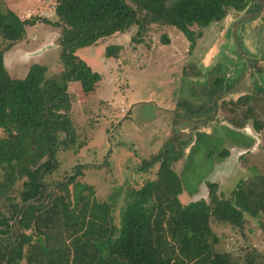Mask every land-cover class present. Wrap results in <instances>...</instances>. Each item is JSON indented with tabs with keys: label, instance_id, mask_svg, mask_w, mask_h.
Wrapping results in <instances>:
<instances>
[{
	"label": "trees",
	"instance_id": "obj_1",
	"mask_svg": "<svg viewBox=\"0 0 264 264\" xmlns=\"http://www.w3.org/2000/svg\"><path fill=\"white\" fill-rule=\"evenodd\" d=\"M251 1L264 10V0H56L54 25L61 27L64 66L56 79L37 63L24 77L9 75L5 51L22 39L27 25L46 19H21L0 0V264L237 263L229 252L216 250L210 222L242 228L247 215L258 218L264 231L262 175L240 180L228 197L218 194L217 182H207L208 200L182 203L183 183L166 144L143 161L142 169L159 164L156 177L129 192L118 227L110 204L90 185L77 194L70 190L81 167L68 181L53 175L60 166L57 153L81 147L67 84L76 82L89 93L101 78L75 53L78 49L131 26L136 27L131 40L139 43L152 24L173 26L192 42V26L206 27L223 19L229 8L240 11ZM118 49L107 46L105 56L116 57ZM254 127L260 131L264 122L255 121ZM29 201L37 202L20 218ZM244 264L264 261L247 256Z\"/></svg>",
	"mask_w": 264,
	"mask_h": 264
},
{
	"label": "rangeland",
	"instance_id": "obj_2",
	"mask_svg": "<svg viewBox=\"0 0 264 264\" xmlns=\"http://www.w3.org/2000/svg\"><path fill=\"white\" fill-rule=\"evenodd\" d=\"M2 1L22 17L30 13V16L36 14V6L41 8L56 5V0H50L52 5L49 0H42L44 3L37 0ZM254 8L255 3L252 1L244 10L229 8L223 19L212 22L207 27L192 26L200 36L196 40L195 48L190 51L188 41L181 31L173 26L161 24L150 25L139 43L131 40L136 31V27L131 26L124 32L101 38L92 46L78 49L75 53L92 70L97 71L101 78L89 93L83 92L76 82L67 84L71 98L70 116L81 147L57 153L60 166L53 179L68 177L74 173L75 167H81V174L70 184V190L77 194L82 185H90L97 198L110 204L113 222L118 227L122 208L130 199L129 192L156 177L159 164L155 163L150 168L142 169L143 161L149 160L166 144L169 156L179 154L187 144L183 150L184 158L189 156L183 166L185 192L179 195L182 203L202 198L208 200L205 181L210 180L211 174L215 176L210 181L217 182L218 194L224 197L230 195V190L240 180H248L255 174L264 177V129L257 131L252 126L255 121L264 122V93L252 96V99L239 106L238 113L248 120L246 130L249 135H241L242 138L237 136V141L244 145H238L233 151L234 154L230 151L232 154L227 158L215 156L213 150L210 151L206 147L218 146V143L225 147L230 143L235 146L237 143H224L214 136L202 138L198 133L193 140H189V136L184 134L179 135L178 139H173L176 136L173 129L166 133L165 128L171 120L180 121L178 125H183L180 118L186 119L184 124L188 125V122H193V116L199 114L197 107L209 96L203 94L206 87H202V80H208L212 84L215 70L205 71L206 65L215 64L219 60L225 61L222 56V50L225 49L222 46L224 39L230 36L233 23L244 14L251 13L250 10ZM47 10L48 7L45 11ZM43 15L46 20H40L32 26L27 25L26 35L4 53L5 68L10 76L24 77L30 65L37 63L46 67L47 77L61 78L64 72L60 60L61 27H52L57 30V38L47 45L46 43L53 39V33L47 30L51 25L55 26L57 16L54 10H50V14L44 12ZM257 20L259 22L254 24L256 26L253 30L256 31L255 35L258 33V39L256 37L252 43H248L247 39L246 41L247 47L257 53L255 56L259 55L256 60L262 61L260 66L264 72V56L261 58V53L258 52L264 51V11ZM240 28L239 26L236 30L238 37ZM244 29L241 34L246 33ZM30 33L35 37L30 36ZM165 36L169 39L168 44L163 41ZM42 38L44 43L39 41ZM23 43L24 48L29 50L34 49L37 43H43V46L33 51L32 55L25 56L14 51L19 47L23 48ZM110 45L119 46L116 57L105 56L106 47ZM234 53L240 59L244 56L236 47ZM234 53H228L232 63L227 59L228 62L224 63L227 67L234 65ZM194 64L203 65L200 74L191 72V69L196 67ZM224 98L226 99L220 101L222 106L231 104L230 95ZM246 106H251V111L247 112ZM208 108L209 105L202 111ZM126 112L127 116L122 119ZM226 112L228 111L219 113L216 120L221 119L226 123L227 120L230 121L232 115ZM206 123L207 121L204 122ZM175 128L174 131H177ZM111 130L113 131L109 140L112 146L109 150L107 137ZM155 132L160 135L158 143L154 145L156 141L150 144L145 142V139L154 136ZM167 136H172L169 138L170 143L165 142ZM249 136L253 140L250 141ZM188 149L191 150L190 153ZM175 166L180 171L178 161L174 163ZM18 187L20 188L19 184L14 189L15 196ZM210 224L217 236V251L229 252L236 264H244L247 256H252L260 262L264 261V231L258 218L245 215L242 228L212 219Z\"/></svg>",
	"mask_w": 264,
	"mask_h": 264
},
{
	"label": "flooded vegetation",
	"instance_id": "obj_3",
	"mask_svg": "<svg viewBox=\"0 0 264 264\" xmlns=\"http://www.w3.org/2000/svg\"><path fill=\"white\" fill-rule=\"evenodd\" d=\"M251 2H249L246 5V7ZM259 9L254 8V9L250 10V12H256ZM247 14H249V12ZM245 15L246 14H244L243 16L238 18L233 23V25L230 29V36L228 38L224 39V41H223L222 46H224L226 50L225 49L222 50V56L225 59V61L219 60L215 64L210 63V65H206L205 71L207 69H209V70L215 69V70H214L213 77H212V79H213L212 84H210L208 80H206V81L202 80L203 81L202 87H206L205 90H203V94H204V96L206 94H209V96H207V99L203 104H200V106L197 107V108H199V110H198L199 114L198 115L196 114L195 116H193V118H194L192 120L193 122H188V125L184 124L186 119L180 118L183 125H178V123L180 121L177 122L175 120H171L165 126V128L167 130L166 133L172 131V129H173V134H176V136H174L173 139H178L179 135L184 134V136H189V140L191 138H192L191 140H193L196 136V133H198L201 136H203L202 138L207 139L209 137L214 136L215 138L222 140L224 143L225 142L237 143L235 146H231V143L229 145H227L228 147L231 146L232 149L227 148V146L225 147V145H223L222 143H220V144L218 143V146L209 145L206 147L210 151L213 150L215 156H220V157L222 156L224 158L229 157L232 153L234 154L233 151L236 150L235 148H237L238 145H244V144L239 143L237 141V139L240 138L241 135L242 136L249 135L247 133V130H246L248 120L244 119L243 114L238 113L239 108H240L239 106L243 105L245 102H248L250 99H252V96L264 93V72L262 70V67L260 66L262 61L258 60V62H257L256 59H258L259 55L255 56L257 53L255 54L254 50H252L251 48L249 49L247 47L248 41H249L248 43H252L251 41H254L256 37L258 39V36H259L258 33L255 35L256 31L253 29H255L254 27L256 26L254 24L259 22L257 19H258L259 15H261V12H258V13L254 14L253 16H250L248 18L242 19ZM214 22H217V21H214ZM239 26L241 28L239 30V37H238L236 30ZM249 26H250V28H247ZM244 27H245V29H244ZM242 29H244V32H246L245 34H241ZM252 30H253V33L251 34ZM195 34H196V36L194 37V40L192 42L183 34L184 37L186 38V40L188 41L189 51L193 50L195 48L196 40L200 36L199 33L195 32ZM246 39L248 41H246ZM163 41L165 44L169 43V39L166 36L164 37ZM235 47L237 48V51L239 53L242 52L241 55L244 54V56H242L241 59L238 58L236 56V54L234 53ZM227 50H229V51H227ZM227 52L230 55L232 53H234V60H232L234 62V65L230 64L228 67H227V65L224 64V63H227L229 61V56H228ZM258 52L261 53L260 57L262 58L264 56V51L262 52V51L258 50ZM219 53H220V51H219ZM227 59H228V61H227ZM229 62L232 63L231 61H229ZM195 65H196V67H195ZM194 67H195L194 69H191V72L194 71V72H196L195 74H200L199 71H201V68L203 67V65L201 66L198 64H194ZM228 95H230L229 100H230L231 104L224 105L225 106L224 107L220 104L221 103L220 101L223 99H226L224 97H226ZM214 96H216V97L214 98ZM221 97H222V99L219 100V98H221ZM217 101H218V103H217ZM208 105H209V108L207 110L202 111ZM246 109H247L246 110L247 112L251 111V106H249V107L246 106ZM225 110L230 112V113L226 112L227 114L232 115L230 117V121L227 120V123H226L225 121H223L221 119L216 120V118L219 117V113L225 112ZM198 111H197V113H198ZM237 116L240 119H238ZM199 117H202V118H199ZM206 121H207V123L204 124V122H206ZM252 126L255 129L254 123H252ZM174 127H176L175 129L177 131H174ZM237 136H238V138H237ZM170 137H172V136H167V140L165 142L170 143L171 142V140L169 139ZM159 138H160L159 133L155 132L154 136H152L148 139L146 138L145 142L148 141V144H150V143H154L156 141L154 143V145H155L158 143ZM249 139H250V141L253 140L251 137ZM247 141H249V140H247ZM163 145H165V143H163ZM186 145L183 147V149L180 151L179 154H171L170 155L172 157V161H171L172 169L177 173V175L180 177V179L183 183V192H185L184 191L185 190V188H184L185 180H184V176H183V166H184V161L189 158L187 153H185V156L186 157L188 156V157L184 158V151L183 150L185 149ZM135 149H137V147H135ZM138 149H139V152L141 153L142 152L141 149L140 148H138ZM109 150H108V152H109ZM175 151H177V150H175ZM190 151L191 150L188 149L189 153H190ZM230 151L232 153H230ZM232 156L235 157V155H232ZM177 161H178V168L180 169V171L176 168V166L174 167V163ZM148 168H150V167H148ZM211 175L212 176L210 177V180H212V178L215 176V175L213 176V174H211ZM210 180L205 181L206 186H207V182H212ZM198 183H200V182H198ZM200 186H202V185H200ZM200 186L198 188H200Z\"/></svg>",
	"mask_w": 264,
	"mask_h": 264
},
{
	"label": "crops",
	"instance_id": "obj_4",
	"mask_svg": "<svg viewBox=\"0 0 264 264\" xmlns=\"http://www.w3.org/2000/svg\"><path fill=\"white\" fill-rule=\"evenodd\" d=\"M38 2H43L42 0H37ZM51 2L52 1H50L49 0V4L50 5H52L51 4ZM44 3V2H43ZM46 5H47V3H46ZM48 7V10L47 11H45V9ZM47 7H38V6H36V9H35V13L38 15V16H40V17H44V18H46V16H44L43 15V13L44 12H47V13H49L50 14V10H54L55 11V7H54V5H52V6H47ZM26 11V10H25ZM17 14V13H16ZM31 14V13H30ZM30 14H27L25 17L26 18H28L29 16H30ZM36 14H34V15H36ZM21 19H25V17H22V15H19V14H17ZM32 15V14H31ZM57 20V19H56ZM38 22V21H37ZM36 22V23H37ZM32 26V25H31ZM57 28V26H53V25H51V28L50 29H48L47 31L49 32V33H53V39H51L49 42H47L46 44L48 45V44H50L52 41H54L56 38H57V30H55V29H53V28ZM59 29V28H58ZM48 32H47V38L49 37V34H48ZM117 34V33H116ZM24 35H26V32H25V34ZM113 35H115V34H113ZM112 35V36H113ZM30 36H33V37H35V35L34 34H31L30 33ZM23 38V37H22ZM19 41V40H18ZM39 41H41V42H43L44 43V38H42L41 40H39ZM40 43V42H39ZM39 43H37L34 47V49H32V50H29V49H26V48H24L25 47V45H24V43L21 45V46H23V48H21V47H19V48H17L16 50H14L15 52H18V53H21V54H24L25 56H28V55H32V53H33V51H35V50H37V49H39L40 47H42L43 46V43H41L40 45H38ZM15 44H16V42L12 45V47L10 48V49H12L14 46H15ZM38 45V46H37ZM37 46V47H36ZM10 49H8L7 51H5V53L6 52H8ZM11 65H13V64H11ZM127 113V112H126ZM127 116V115H126Z\"/></svg>",
	"mask_w": 264,
	"mask_h": 264
},
{
	"label": "water",
	"instance_id": "obj_5",
	"mask_svg": "<svg viewBox=\"0 0 264 264\" xmlns=\"http://www.w3.org/2000/svg\"><path fill=\"white\" fill-rule=\"evenodd\" d=\"M262 11H263V7L261 6L260 9H259L258 11H256V12H251V13H249V14H246L242 19L248 18V17L253 16L254 14H256V13H258V12H262ZM242 19H241V20H242ZM215 97H216V96H214V98H215ZM127 113H128V112H127ZM127 113L122 117V119L126 117ZM114 127H115V126H114ZM114 127H113V129H114ZM112 131H113V130L110 131V133H109V135H108V137H107V141H108V143H109V149H110L111 146H112V145L110 144V140H109ZM76 172H77V169H76V167H75V171H74V173H73L72 175H69V176L66 178L65 181H68L69 178H70L71 176H73L74 174H76ZM33 202H37V201H29L28 203H26V204L24 205L20 218L22 217V215H23V213L25 212V210H26V208L28 207V205L31 204V203H33ZM15 244H18V242L15 243ZM10 249H11V246L8 248V252H7V253H9ZM7 259H8V254H7L6 259L4 260V262H6ZM0 262H1V261H0Z\"/></svg>",
	"mask_w": 264,
	"mask_h": 264
}]
</instances>
